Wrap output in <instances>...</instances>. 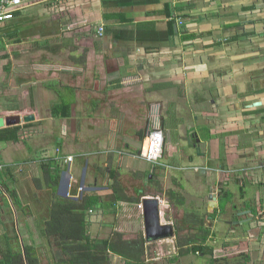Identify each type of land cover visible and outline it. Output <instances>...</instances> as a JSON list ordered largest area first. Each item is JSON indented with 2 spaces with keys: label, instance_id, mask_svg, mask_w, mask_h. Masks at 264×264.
Returning <instances> with one entry per match:
<instances>
[{
  "label": "crops",
  "instance_id": "crops-1",
  "mask_svg": "<svg viewBox=\"0 0 264 264\" xmlns=\"http://www.w3.org/2000/svg\"><path fill=\"white\" fill-rule=\"evenodd\" d=\"M22 2L15 19L0 25V249L5 256L19 251L24 261L28 248L38 256L36 247L59 253L45 232L54 204L79 202L87 194L99 203L86 217L90 236L98 221L105 224L111 216L118 221L145 199L159 200L162 226L171 225L163 222L171 207L183 209L178 225L188 238L200 235L202 226L212 234L219 226L209 210L211 190L218 198L214 210L228 207V218L240 213L247 219L253 211L261 220L249 223V232L258 223L263 229L264 0ZM101 122L109 126L102 129ZM155 128L165 135L159 164L140 156ZM170 131L177 135L173 143ZM166 145L179 152L167 154ZM70 156L73 161L66 162ZM132 159L148 167H136ZM167 167L183 174L197 170V181L208 189L205 216L187 211L179 180L174 183L181 190L170 188L164 200L147 194L148 187L160 190L153 177ZM80 187L88 191L80 193ZM173 195L184 204L178 206ZM14 212L23 229L15 242ZM140 214L143 240L157 241L146 239L143 209ZM121 231L115 226L108 238L97 239L123 236ZM218 234L220 242L209 237L206 246L215 252L228 243L222 248L228 250L230 237ZM201 240H186L177 251L196 256L187 251ZM147 250L145 245L144 259ZM221 256L197 259L227 260ZM240 256L249 260L237 258L236 264L250 263L247 254ZM54 258V264L61 259Z\"/></svg>",
  "mask_w": 264,
  "mask_h": 264
},
{
  "label": "rangeland",
  "instance_id": "rangeland-1",
  "mask_svg": "<svg viewBox=\"0 0 264 264\" xmlns=\"http://www.w3.org/2000/svg\"><path fill=\"white\" fill-rule=\"evenodd\" d=\"M113 113V112H112ZM183 115V114H182ZM181 115V116H182ZM101 124V128L105 129L109 126L108 123H99V125ZM183 126V124L181 123L180 126ZM181 126V127H182ZM93 124H87V128L92 129ZM166 131V130H165ZM127 137H131V131H127ZM116 134V133H115ZM123 135V133H122ZM125 135V133H124ZM177 137V135L175 134V131H170L169 132V136H168V141H172V143L174 142V139ZM126 142V141H125ZM141 147V144L138 143V147L135 149L137 150L138 148ZM189 146H187V148L185 150H191L188 148ZM179 152L178 150H172L170 148H168V145H166V153L171 155L173 152ZM131 152V150H130ZM127 156H130L128 154H126ZM128 159H130L128 157ZM199 159V158H196ZM132 164L134 166H138V167H148V164L145 163L142 160L139 159H132ZM166 163H168V160H164ZM171 162V160H170ZM183 163V162H182ZM122 168V167H121ZM196 170V169H195ZM147 171L150 172V169H147ZM197 171V170H196ZM194 171V168H192L191 170H189L188 174H183V173H178V172H172L171 170L168 171L167 169H162V168H158L153 180L156 182V184L158 183L159 185V189L157 190V187L155 188H147L146 192L149 195H154L153 197H159L161 200L165 199V192L168 190H171L170 188H175L176 190H181V188L177 187L174 183L175 180H179L180 184L182 185V188L184 193L186 194V208L188 212H196L201 214L202 216L206 215V201L208 200V189L203 188L202 189V182H201V186L200 183L197 181L198 177L197 172ZM122 180V177H121ZM129 181V178L125 180V182L127 183ZM79 186L80 183H77ZM155 184V183H154ZM153 184V185H154ZM179 184V185H180ZM185 185H187V188H185ZM205 186V185H204ZM71 187V185H70ZM190 188V189H189ZM84 192L86 193L88 191V189L85 187L83 188ZM236 202L238 201V197H240V195H236ZM235 202V203H236ZM256 202V201H255ZM236 205L238 207H240L237 203ZM137 207V211L136 208ZM135 211L131 210V212H127L125 215H121L119 216V219L117 221L114 220V217L111 216L109 218L105 217L107 219V221H105L106 223L103 224L100 221H98V223L100 224L95 225L93 228H91V232H92V237H94V239H106L108 238L111 234L112 231L115 229L116 227L121 228V232L123 233V237L124 238H129V239H136L138 237H140L141 235H143V237L145 238V233H144V228L143 225L141 223V219H142V215L140 214V210L138 209L139 206H135L133 207ZM179 208V207H178ZM168 213L165 218H163V222L164 223H175V222H180L183 217H184V211L183 209H175V208H171L169 210H167ZM124 212V211H122ZM14 222L15 225L13 226V232L11 234V240H13L14 242L16 240H21V237L23 236V229L20 225L21 224V220L19 218V216L15 214L14 212ZM21 216V215H20ZM97 216H99L97 214ZM236 216V215H234ZM231 217V216H230ZM16 218V219H15ZM235 218H233L234 220ZM118 223V224H117ZM115 224V225H114ZM211 224V223H209ZM259 223H258V227L254 228L252 232H249V225L241 228L240 230H236L235 232H228L230 231L229 228L224 227V231L221 232H225L228 233L227 235L230 236L229 239H227L229 242L230 241V246L227 248L228 250L223 251L222 250V243L219 244V246L217 247L216 250H218L217 252V256L222 255L221 257L225 256V258L227 260H222L221 262L218 261L217 263H213L212 261H202V259L200 258L197 259L198 256H188V257H182L179 253V251H177V247L175 244V240L173 239H160L154 242H150L149 244L145 241L144 239V245H146L147 247V254L145 256V259L143 261V264H236L237 261H239L237 258L241 259V261H243V259L245 260L246 258H242L240 255L241 254H247L251 260L249 264H264V226L263 229H260L259 227ZM257 230H259L258 236L255 235L257 233ZM7 232V231H5ZM46 232V231H45ZM7 234V233H6ZM37 235L40 237L41 234L40 232L37 233ZM48 239L51 241L52 239H50L48 237ZM43 241L44 238H42ZM40 242V240H39ZM220 242V241H219ZM262 242H263V246H262ZM13 243V242H12ZM43 244H47V243H43ZM47 247H36L35 251L38 250V261L39 264L41 262V264H54L57 260L54 258V255L56 258H60L61 254L60 253H56L51 249V251L47 250ZM24 251V250H22ZM40 251V253H39ZM222 252H227L226 254ZM243 252V253H242ZM31 254V252H30ZM110 259H111V264H126L124 260L116 257V256H112L111 254L109 255ZM224 258V259H225ZM210 260V259H209ZM249 260V259H248ZM248 262V261H247Z\"/></svg>",
  "mask_w": 264,
  "mask_h": 264
},
{
  "label": "trees",
  "instance_id": "trees-1",
  "mask_svg": "<svg viewBox=\"0 0 264 264\" xmlns=\"http://www.w3.org/2000/svg\"><path fill=\"white\" fill-rule=\"evenodd\" d=\"M50 178V176H49ZM174 194V193H172ZM15 204L20 206V200L14 193L11 194ZM176 200L178 206L184 204L182 197L170 196ZM99 203L94 195H84L79 202L74 200L59 199L54 204L53 218L48 222L46 236L52 239L60 248L61 259L56 264H109V254L112 253L126 260V264H143L144 261V240H125L121 234L115 233L110 239H93L88 234L87 214L97 209ZM202 240L187 253H199L214 255L213 248L206 246V241L211 235V230L202 226L200 228ZM28 264H39L36 255L26 250ZM4 254V257H3ZM248 260V258H246ZM246 260V261H247ZM0 264H24L22 252L8 251L5 253L0 249Z\"/></svg>",
  "mask_w": 264,
  "mask_h": 264
},
{
  "label": "flooded vegetation",
  "instance_id": "flooded-vegetation-1",
  "mask_svg": "<svg viewBox=\"0 0 264 264\" xmlns=\"http://www.w3.org/2000/svg\"><path fill=\"white\" fill-rule=\"evenodd\" d=\"M165 169H168V167L167 168H165ZM169 169H172V167H170ZM218 191H220L219 193L222 195L223 194V188H221L220 190H218ZM211 193H210V198L212 197V196H214V197H216V200L218 199L217 198V196H215L213 193L214 192H212V190L210 191ZM239 194V190H238V192L235 194V195H238ZM220 195V196H221ZM208 196V197H209ZM241 196V195H240ZM209 198V199H210ZM211 200V199H210ZM263 204H264V201H263ZM142 205V204H141ZM140 206V205H139ZM143 206V205H142ZM227 209H228V207H225V208H223V210H221V209H219V211H216L217 209H213V212H212V218L214 217V219L212 220V222H216V225H218L219 226V229L218 230H215V232L214 233H212L211 234V240H213V242H214V244L216 245L217 243H219V234L218 233H220V231H224V227H227V228H229V230L230 231H228V232H235L236 230H240L241 228H243V227H245V226H247V225H249L250 226V224L252 223V222H254V221H259V220H261L260 219V217L258 218V215H255L254 213H253V211H251V215L250 216H252V218H246L245 216H243V215H241L240 213H236V216H234V215H231V217L230 218H228V214H227ZM237 209V206L236 205H233V211H235ZM233 211H232V213H233ZM233 218H235L234 220H233ZM250 223V224H249ZM171 224V227L173 228V235H172V237H170V238H168V239H173V240H175L176 242H175V244H176V247H177V245H178V248H179V246H180V244H181V247H182V245L183 244H185V242H186V240H188V241H194V239L195 240H201V238H200V235L199 234H197V235H191V234H189V238L182 232V230H180V227H179V225H178V222H175V223H170ZM215 229V227H213V230ZM182 233H181V232ZM221 233H225V232H221ZM228 233H226V235H227ZM199 235V237H197ZM230 237V236H229ZM196 245V244H195ZM226 245H228V243H223L222 244V248L223 247H225L226 248ZM180 249V248H179ZM217 250H215V252H214V255L213 256H215V257H218L217 256ZM192 254H194L193 252H191ZM194 255H198V256H205L204 254H199V253H195ZM25 257H26V255H24ZM206 256H209L210 257V255H206ZM213 256L212 257H210L211 259H214L213 258ZM216 261V260H215ZM24 262H25V264H28L27 263V260L26 259H24ZM69 264V263H68Z\"/></svg>",
  "mask_w": 264,
  "mask_h": 264
},
{
  "label": "built area",
  "instance_id": "built-area-1",
  "mask_svg": "<svg viewBox=\"0 0 264 264\" xmlns=\"http://www.w3.org/2000/svg\"><path fill=\"white\" fill-rule=\"evenodd\" d=\"M23 5L22 0H0V25L10 22L15 19L16 13L21 9ZM179 25L183 26L184 23L179 21ZM103 29H100V33ZM165 146V135L161 128L153 129L146 138V147L143 149L140 156L147 162L152 164H159L163 157V151ZM73 157L70 156L65 159L66 162H72ZM4 170V166L0 164V171ZM84 190L79 188V192ZM78 197V196H75ZM139 209L142 210L143 206L140 205Z\"/></svg>",
  "mask_w": 264,
  "mask_h": 264
},
{
  "label": "water",
  "instance_id": "water-1",
  "mask_svg": "<svg viewBox=\"0 0 264 264\" xmlns=\"http://www.w3.org/2000/svg\"><path fill=\"white\" fill-rule=\"evenodd\" d=\"M259 104L260 103H256L255 105L258 106ZM210 199L209 210L210 212H213V209L217 206V201L216 197L214 196H212ZM143 210L146 218V239L148 241L172 237L173 228L171 225L162 226L160 224L158 199H145L143 201Z\"/></svg>",
  "mask_w": 264,
  "mask_h": 264
}]
</instances>
